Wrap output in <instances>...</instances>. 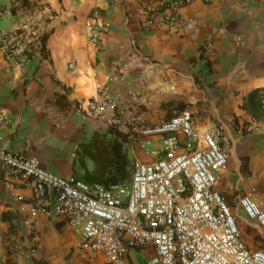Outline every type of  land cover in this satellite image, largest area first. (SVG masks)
I'll return each instance as SVG.
<instances>
[{
  "label": "crops",
  "instance_id": "crops-1",
  "mask_svg": "<svg viewBox=\"0 0 264 264\" xmlns=\"http://www.w3.org/2000/svg\"><path fill=\"white\" fill-rule=\"evenodd\" d=\"M37 1L52 12L45 53L21 67L10 66L0 49V115L10 118L0 122L1 147L39 158L56 174L80 178L86 168L77 159L79 145L111 126L101 118L83 120L75 113L79 98L105 95L118 102L119 111L143 114L149 124L190 108L199 127L216 123L231 138L216 189L232 205L247 193L264 208V131L239 129L252 118L264 121V111L254 116L242 108L251 90L264 87V0H194L180 9L185 21L173 31L143 28L146 10L161 0H29L24 7ZM12 3L0 0L6 10L0 30H14L31 18L29 11L11 9ZM96 10L110 23L99 47L85 26ZM207 61L209 70L203 69ZM129 100L137 109L125 105ZM113 129L128 136L133 160L154 159L152 151L165 146L159 135L144 137L150 141L145 148L126 128ZM86 163L89 170L95 166L90 158ZM32 195L26 178L8 177L0 165L4 264H106L102 255L80 250V237L64 218L33 214ZM240 222L247 243L264 249L262 235L246 217ZM155 253L153 247L129 248L126 264H149Z\"/></svg>",
  "mask_w": 264,
  "mask_h": 264
},
{
  "label": "built area",
  "instance_id": "built-area-1",
  "mask_svg": "<svg viewBox=\"0 0 264 264\" xmlns=\"http://www.w3.org/2000/svg\"><path fill=\"white\" fill-rule=\"evenodd\" d=\"M23 1L13 0L11 9L29 11L30 20L14 30H0V49L10 66L25 67L41 54L49 32L51 10L38 1L25 8ZM193 1L157 2L146 10L143 28L178 29L185 21L180 9ZM5 17L0 7V20ZM85 26L89 40L99 47L110 23L96 10ZM124 103L137 109L130 100ZM118 109V102L105 95L75 102V113L83 120L101 118L113 128H126L142 147L150 143L144 137L163 138L165 146L152 151L154 159L133 160L126 183L105 186L62 176L46 169L39 158L0 146L5 174L26 178L33 189L31 212L64 218L79 235L80 250L102 255L106 264H126L132 247H153L156 253L149 264H264V249L247 243L240 222L246 217L264 239V208L247 193L233 206L216 189L230 159L231 138L224 129L216 123L199 127L190 108L176 109L169 119L154 124L143 114ZM9 121L0 115L1 123ZM239 129L264 131V121L252 118ZM6 184L11 185L8 180Z\"/></svg>",
  "mask_w": 264,
  "mask_h": 264
},
{
  "label": "trees",
  "instance_id": "trees-1",
  "mask_svg": "<svg viewBox=\"0 0 264 264\" xmlns=\"http://www.w3.org/2000/svg\"><path fill=\"white\" fill-rule=\"evenodd\" d=\"M23 5H29V0H24ZM13 6V10H16ZM48 36V34H47ZM204 48L201 47V56ZM45 53V47L43 48ZM210 61H207L203 69L209 70ZM264 87H257L251 90L242 108L257 115L258 111H264ZM128 136L122 131H117L112 127L107 131H96L87 141L82 142L78 148L77 159L80 165L86 168L81 179L88 183H101L105 186L126 183L132 177L133 159L129 155L127 148ZM90 158L94 161V168H87L86 160Z\"/></svg>",
  "mask_w": 264,
  "mask_h": 264
},
{
  "label": "rangeland",
  "instance_id": "rangeland-1",
  "mask_svg": "<svg viewBox=\"0 0 264 264\" xmlns=\"http://www.w3.org/2000/svg\"><path fill=\"white\" fill-rule=\"evenodd\" d=\"M233 206H235V205H233ZM252 229V227L251 226H248V229H247V231H250ZM148 263V262H147ZM147 263H145V264H147Z\"/></svg>",
  "mask_w": 264,
  "mask_h": 264
}]
</instances>
